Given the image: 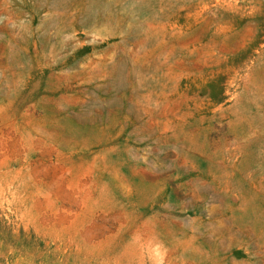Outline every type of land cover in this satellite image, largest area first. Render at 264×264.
I'll return each instance as SVG.
<instances>
[{
  "label": "rangeland",
  "instance_id": "1",
  "mask_svg": "<svg viewBox=\"0 0 264 264\" xmlns=\"http://www.w3.org/2000/svg\"><path fill=\"white\" fill-rule=\"evenodd\" d=\"M0 264H264V0H0Z\"/></svg>",
  "mask_w": 264,
  "mask_h": 264
}]
</instances>
